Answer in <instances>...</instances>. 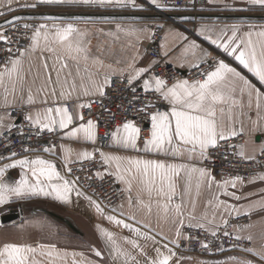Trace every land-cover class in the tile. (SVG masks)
I'll return each instance as SVG.
<instances>
[{
  "label": "snow or ice",
  "instance_id": "6c2138e0",
  "mask_svg": "<svg viewBox=\"0 0 264 264\" xmlns=\"http://www.w3.org/2000/svg\"><path fill=\"white\" fill-rule=\"evenodd\" d=\"M150 2L157 8L163 7L158 0ZM13 3L14 0H0V7L7 6V11L12 12L15 10ZM15 3L21 8L32 9L38 5L139 7L136 0H34L31 3H19V0H15ZM248 3L264 8V0H248ZM0 15H4V12H0ZM22 19V16H14L4 22L16 31L23 28L26 41L22 47H13L21 42L9 36L7 30L0 31V42L5 45L0 47V53H3L0 57L3 61L0 63V94L3 103L0 107L4 109L3 114H0V129L10 131L15 127L7 122L10 118L8 109L19 106L33 137L38 138L47 132L59 135L61 139L93 146L99 141L107 140L117 150L134 155L104 152L100 148H94L92 152L83 150L73 153L64 144H52L43 148L23 147L24 153L42 151L57 155L59 152V159L63 161L66 170L61 171L60 165L42 155L21 156L16 151H10V155L6 157L0 156V161H9L0 163V206L36 197L71 204L74 193L76 197L88 200L106 220L127 229L131 234L118 236L117 233L97 225L113 264L117 261L119 264H181L182 258L174 249L180 246L181 239L192 238L191 235L185 236V227L210 232L213 237L217 236L220 228L215 223V215L211 220L207 213L199 218L195 215L193 192L198 198L203 190L212 192L215 188L217 192L213 193L208 204L229 216L238 212L236 205L220 199V196L233 197L239 201L241 197L229 189H236L238 184H243L244 178L236 175L217 180L212 171L203 166V162L210 160V150L218 148L221 141L245 134L242 118L250 122V131L264 132V91L226 62V59L213 56L195 40H191L184 51L193 58L192 67L198 70L197 77L165 79L155 74L151 66L137 67L135 58L128 64L129 71L126 75L124 69L119 70L131 98L127 105L118 106L125 114L123 118H118L117 113L111 112V108L103 104V98L108 95L107 89L112 86L111 77L116 74L117 69L106 65L101 58L92 54L91 29L81 28L72 22L91 21L93 17L43 15L41 19L51 23L19 24ZM115 28L116 39L122 34L129 40L130 47L133 38L138 41L139 34L148 31L147 28L125 27L120 24ZM99 31L102 32L103 29ZM212 32L206 26L199 29L204 40L222 49L226 57H232L264 86V28L253 31L251 27L245 30L239 25H232L216 32L215 38ZM179 35L185 41L188 40L182 33ZM206 57L210 58V63L205 60ZM196 61L208 63V67L201 69V63ZM38 81L41 82L37 85ZM97 102L112 117L105 122L107 130L103 136L99 132L100 120L92 114V105ZM159 102L167 105L166 110H160ZM253 108L255 120L245 111ZM145 124L148 126L145 127ZM3 131H0V135H3ZM20 134L24 135L22 131ZM246 144L247 141L229 147H238L237 155L248 161L255 160L257 149L254 148L252 154H248ZM6 147L10 150L11 144ZM258 151L264 155V145ZM97 153L105 166V172L98 171L96 176L101 179L104 175L115 176L125 185L129 213H124L123 204L119 209H112L123 218L105 214L100 204L78 187L80 177L70 178L73 176L74 163L93 161ZM11 169L20 170L19 179L9 177ZM79 170L83 171V168ZM254 179L264 181V175ZM252 182L254 180L249 181ZM153 206L155 215L163 223L171 225V239L162 230L156 232L150 220L137 219V212L146 211L147 216L151 217ZM189 206L191 211L187 210ZM255 206L257 205H252ZM259 206L264 207V194ZM249 213L250 209L245 215ZM185 219L188 220L187 225ZM129 220L132 222L129 223ZM222 222L225 237L252 241V235L233 236V233L227 231L229 220L223 219ZM25 224L51 232V226L45 221H27ZM25 224L20 226L22 232L25 231ZM250 227L251 225L242 226L239 231ZM157 235L160 240L156 239ZM124 245L129 246L131 251ZM202 247L209 246L204 243ZM91 250L95 257L101 259H88L83 252L69 251L55 242H45L43 239L0 235V264H108L104 259L103 249ZM220 250L223 251V248ZM242 250L264 260V250L253 247ZM138 256L142 259H138ZM229 260L237 264H254L251 260H241L235 256L229 257Z\"/></svg>",
  "mask_w": 264,
  "mask_h": 264
},
{
  "label": "crops",
  "instance_id": "0c3cea01",
  "mask_svg": "<svg viewBox=\"0 0 264 264\" xmlns=\"http://www.w3.org/2000/svg\"><path fill=\"white\" fill-rule=\"evenodd\" d=\"M34 2V0H19V3ZM162 4L161 0H158ZM137 8H98L96 6H79V5H38L35 9L21 8L17 3H14L12 7L15 9L12 12L7 11V6L0 7V12H4V15H0V31L4 30L7 25L5 21L11 19L14 16H22L21 21L30 22L34 24L51 23V21H44L41 19L43 15H61L71 16L79 15L85 17H93L91 21L86 20H74L73 23L78 24L81 28L88 27L93 33L91 37V52L94 56L101 58L106 65H111L114 69H117L116 74L112 76H120L119 70L124 69L125 75L128 73V64L132 63L135 58L137 67H149L154 65V60L148 53L149 45L155 28L162 27L163 40L161 43V55L166 62L177 66L183 70L193 69V58L190 54H185V47L191 40H195L197 44H200L205 50L210 52L213 56H220L226 59L231 66L236 67L238 71L247 76L253 83L264 91V86L260 85L258 80L251 73L244 69L242 65H239L232 57H226L222 49H218L215 45H212L210 41L204 40L203 36L199 34L201 26H206L213 30L211 33L215 38V33L225 27H231L232 25H239L242 29L252 28L253 31H258L264 28V8L259 5H250L248 0H209V6L201 11L197 16H194L189 11L178 10L169 12L164 7L157 8L151 4L150 0H136ZM117 24L128 26H135L137 28H147V32L139 34V40L135 38L131 41L132 46H129V40L122 34L119 39H116L115 33ZM103 29V31H99ZM187 37L185 41L182 36ZM230 34V33H229ZM167 53V55H165ZM210 61V58H205ZM201 63L200 61H196ZM205 64V63H201ZM41 81L37 82V85ZM3 103L2 94H0V105ZM19 108L17 106L15 109ZM14 109H8L10 118L8 123L15 124V119L12 116ZM248 116L253 120L256 119L255 109L248 111ZM4 109L0 107V114H3ZM244 119V128L246 137V149L248 154H252V150L255 148V159L261 154L258 149L264 145V132H252L251 124L246 118ZM239 127V124H237ZM0 131H3L0 129ZM4 132V131H3ZM60 144H64L71 148L74 146V153L78 151L87 150L92 152L95 148L92 144L76 142L68 139H62ZM59 144V145H60ZM104 152H114L119 155H134V153L124 152L123 150H117L114 147L103 150ZM42 155L46 159L55 161L60 165L61 171H66L63 167V161L59 159V152L57 155L34 154ZM9 162V161H8ZM19 169L9 170V177L19 179ZM217 180H221L212 171ZM71 178V177H70ZM120 186L124 189L125 185L118 181ZM79 187V186H78ZM80 188V187H79ZM81 189V188H80ZM81 191H83L81 189ZM234 191L236 195H239L241 199L235 200L233 197L220 196V199L226 200L229 204L236 205L238 212H233L231 216L227 213H222V210H217L214 206H210L208 201L212 198L213 193L217 192L213 188L212 192L203 190L200 196L195 197L193 192V198L195 199V215L199 218L203 214L207 213L208 219L211 220L215 215V223L220 225V228H224L223 219L229 220V222L241 218L243 216L250 217V228H245L244 231H239V226H232L233 230L241 236L252 235L251 246L257 250H264V207L259 206V202L264 194V181L255 179L254 182H244L238 184L236 189H229ZM84 192V191H83ZM85 193V192H84ZM86 194V193H85ZM87 195V194H86ZM135 195V191L133 192ZM89 196V195H87ZM90 197V196H89ZM92 198V197H91ZM99 203L97 200L93 199ZM187 203V201H186ZM257 205L252 207V205ZM124 205V213L127 215L129 209L127 207V201ZM101 206V205H100ZM119 209V208H118ZM248 215H245L246 211H249ZM104 210V209H103ZM188 211H191V206L188 207ZM155 206H153V215L147 216L145 212H137V219H148L151 222L153 229L156 232L163 231L171 239L173 232L170 230L171 225L163 223L162 219H159L155 215ZM18 214V219L12 222H4L3 219L8 214ZM107 215H116L118 218L119 212L106 211ZM27 221H45L51 226V232L48 229L41 231L40 229L31 228L25 224ZM131 223L132 221H128ZM188 220L185 219V225ZM25 224V231L20 230V226ZM97 225L109 229L117 233L118 236L131 235L127 229L117 227L114 223L109 222L95 210L94 206L89 204V201L83 197H76L73 193L71 204H62L51 198L36 197L27 201H16L8 205L0 206V235H8L12 238L30 237L35 240H45V242L51 241L58 244L60 247L67 248L69 251L83 252L88 259L99 260L94 255L92 248H99L104 250V259L108 264H113L112 258L109 257L108 251L99 235ZM245 226V225H244ZM186 228V227H185ZM183 229V231L185 230ZM218 229V230H219ZM147 231V229H144ZM152 234H155L153 232ZM157 240H160V236H156ZM123 243V241H120ZM168 241H161V243H167ZM143 243V241H141ZM129 251V246L124 245ZM149 250L151 244L148 245ZM169 247H172L169 244ZM177 252V249H174ZM181 257V264H237L235 261H230L229 257H239L241 260H251L254 264H264V260H261L258 256L252 255L248 252H233L224 254L217 257H205L198 254H183L177 252ZM138 259L142 257L138 256ZM119 264V261L116 262Z\"/></svg>",
  "mask_w": 264,
  "mask_h": 264
},
{
  "label": "built area",
  "instance_id": "2783aa9c",
  "mask_svg": "<svg viewBox=\"0 0 264 264\" xmlns=\"http://www.w3.org/2000/svg\"><path fill=\"white\" fill-rule=\"evenodd\" d=\"M162 5L167 10H182L189 11L194 16H197L201 11L209 6V0H161ZM30 23L19 21V24ZM34 24V23H31ZM7 30V34L12 36L13 39L19 40L21 43L16 46H23L26 38L23 36V28L16 31L7 24L4 27ZM163 40L162 27L158 26L155 28L151 43L149 45L148 53L150 57L154 60V65L152 71L165 79L171 78L175 80L179 79H191L198 76V70L196 68L183 70L177 66L170 64L165 61L161 55V43ZM4 43L0 42V47H4ZM3 53H0V57ZM3 61L0 60V63ZM211 60L209 61V63ZM208 63L202 64L201 69L207 68ZM112 86L107 89L108 95L103 98V104L105 107L111 108V112L117 113L118 118H123L124 113L120 111L119 105H127L128 100L131 98L130 92L125 88L123 78L121 76H112ZM139 106V105H137ZM160 110H166L167 105L163 102H159ZM85 115L88 116V112L85 109ZM92 114L100 120L99 132L103 136V133L107 130L106 121L112 119L111 114L101 107L100 102L94 103L92 105ZM12 116L15 119V127L11 128L10 131H4L3 135H0V156L10 155V151H16L21 156L22 155H34V154H45L44 152L35 153H24L23 147H47L52 144L57 146L61 142L59 135L49 134L47 132L43 133L40 137H33L32 132L29 130L27 121L24 119L23 111L20 108L14 109L12 111ZM131 118V117H129ZM145 127L148 125L145 124ZM21 131L24 133L21 136ZM31 137V138H29ZM246 137L241 135L236 138L229 139L227 141H221L220 146L216 149H211V158L208 161L203 162V166L209 168L213 171L219 179L225 176H236L239 175L244 178V182H248L258 177L259 175H264V155H260L257 159L248 161L236 153L239 152L238 147H229V145H240L244 144ZM11 144V149H7V145ZM111 146L107 140L99 141L95 148H100L101 150L109 149ZM74 153V146H71ZM8 162L7 160L0 161V163ZM73 176L80 177V182L78 186L90 197L97 200L101 207L106 211H112L113 208H119L121 204L127 201V192L120 186L118 180L115 176L104 175V178H98L96 173L99 171L101 173L105 172V166H103L102 161L98 153L93 161H83L82 163L76 162L72 165ZM83 168V171L79 169ZM251 221L250 217L243 216L237 218L231 222L227 227V231L233 233L235 236L237 233L233 230L232 226H239L240 228ZM224 228L217 231V236L213 237L210 232H205L204 230L198 228H188L184 230L185 236L191 235V239H181L177 247V250L181 253H196L203 256H220L226 252L232 250L242 249L244 247H250L251 242L246 240H235L232 237H225L223 235ZM204 243L208 244V248L202 247ZM221 247L223 251H221Z\"/></svg>",
  "mask_w": 264,
  "mask_h": 264
},
{
  "label": "water",
  "instance_id": "95a60500",
  "mask_svg": "<svg viewBox=\"0 0 264 264\" xmlns=\"http://www.w3.org/2000/svg\"><path fill=\"white\" fill-rule=\"evenodd\" d=\"M19 217H18V214H15V213H11V214H8L7 216L4 217L3 221L6 223L8 222H12V221H15L17 220Z\"/></svg>",
  "mask_w": 264,
  "mask_h": 264
},
{
  "label": "rangeland",
  "instance_id": "374dc122",
  "mask_svg": "<svg viewBox=\"0 0 264 264\" xmlns=\"http://www.w3.org/2000/svg\"><path fill=\"white\" fill-rule=\"evenodd\" d=\"M167 10V9H166ZM172 11H176L177 12V10H170L169 12H172ZM152 39V38H151ZM253 180H255V179H253ZM249 182V181H248ZM247 241V240H246ZM247 247V246H246ZM246 247H244V248H246ZM177 249V248H176ZM243 249V248H242ZM242 249H238V250H232V251H230V252H226L225 254H228V253H233V252H245V251H243ZM177 252H179L178 250H177ZM179 253H181V252H179ZM183 254H196V253H183ZM198 255H200V254H198ZM224 255V254H223ZM200 256H203V255H200ZM221 256V255H220ZM206 257V256H205ZM207 257H210V256H207ZM213 257H217V256H213Z\"/></svg>",
  "mask_w": 264,
  "mask_h": 264
}]
</instances>
